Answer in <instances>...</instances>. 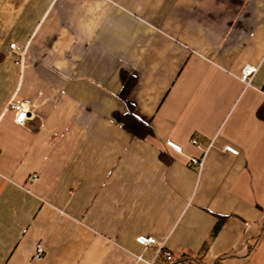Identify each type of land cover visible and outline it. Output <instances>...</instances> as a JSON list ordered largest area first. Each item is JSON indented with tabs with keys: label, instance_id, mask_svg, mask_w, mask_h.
I'll return each instance as SVG.
<instances>
[{
	"label": "crops",
	"instance_id": "crops-1",
	"mask_svg": "<svg viewBox=\"0 0 264 264\" xmlns=\"http://www.w3.org/2000/svg\"><path fill=\"white\" fill-rule=\"evenodd\" d=\"M263 106L264 0H0V264H264Z\"/></svg>",
	"mask_w": 264,
	"mask_h": 264
},
{
	"label": "built area",
	"instance_id": "built-area-1",
	"mask_svg": "<svg viewBox=\"0 0 264 264\" xmlns=\"http://www.w3.org/2000/svg\"><path fill=\"white\" fill-rule=\"evenodd\" d=\"M10 47L12 50H17V51L20 50V47L17 44H11ZM256 72H257V68L253 66H246L242 70L241 81L244 83L246 87H249L251 85ZM12 107L14 110L17 111V116H16L15 121L20 125L23 124L25 122L27 112L24 111L23 108L18 104H14ZM166 144L172 150L176 152H181V147L177 145L176 143L172 141H168ZM225 151L233 155H238L239 153V151L233 146H227L225 148ZM190 163L194 165L197 164L199 166L203 165V161H199L197 158H194V157L190 158ZM33 180L34 181L38 180V176L36 174L33 175ZM136 241L138 244L142 246H154L156 244V239L154 237H148V236H143V235L138 236L136 238ZM42 253H43L42 247L41 245H38L35 251V257L36 258L42 257ZM160 253H161V250L158 251L156 256H158ZM164 255L168 261L172 260V254L169 251H165ZM140 261H141V258H139L138 261H136L134 264H140ZM150 264H154V262H151Z\"/></svg>",
	"mask_w": 264,
	"mask_h": 264
},
{
	"label": "trees",
	"instance_id": "trees-1",
	"mask_svg": "<svg viewBox=\"0 0 264 264\" xmlns=\"http://www.w3.org/2000/svg\"><path fill=\"white\" fill-rule=\"evenodd\" d=\"M122 80H123V89L120 93V97L124 101H128V97L134 86V78L129 74H124L122 76ZM258 114L260 115L261 118L264 119V106L259 110ZM115 115L116 118L131 131H136L142 126V123L136 117H134V115L131 112H128L125 115H121V114H115ZM145 131L151 132V130L149 129L147 130L145 129Z\"/></svg>",
	"mask_w": 264,
	"mask_h": 264
}]
</instances>
